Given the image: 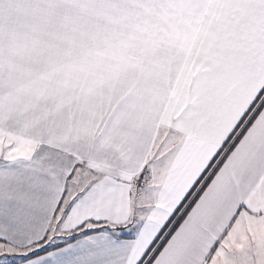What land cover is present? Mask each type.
I'll return each instance as SVG.
<instances>
[{"label": "snow or ice", "instance_id": "snow-or-ice-1", "mask_svg": "<svg viewBox=\"0 0 264 264\" xmlns=\"http://www.w3.org/2000/svg\"><path fill=\"white\" fill-rule=\"evenodd\" d=\"M0 264H264V0H0Z\"/></svg>", "mask_w": 264, "mask_h": 264}]
</instances>
